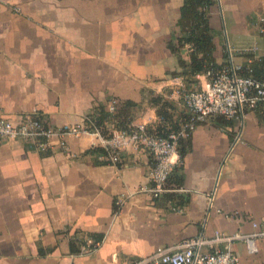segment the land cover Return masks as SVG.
Listing matches in <instances>:
<instances>
[{"label": "crops", "instance_id": "0c3cea01", "mask_svg": "<svg viewBox=\"0 0 264 264\" xmlns=\"http://www.w3.org/2000/svg\"><path fill=\"white\" fill-rule=\"evenodd\" d=\"M184 3L0 0V118L19 123L36 109L55 127L87 123L95 107L107 108L117 98L133 126L156 127L160 118L151 100L168 89L165 80L185 71L181 60H189V46L181 53L171 48L182 33ZM206 11L218 63L264 57L258 23L264 0H213ZM171 102L181 123L186 109ZM117 122L111 118L106 126L117 128ZM59 141L53 137L56 149L47 152L15 139L0 141V264H125L159 246L211 240L216 231L249 233L253 220L264 222L259 108L196 123L171 175L170 182L185 189L170 192L177 199L139 191L151 183L152 159L134 146L121 149L113 162L94 133L67 138L75 156ZM97 147L104 150L94 152ZM97 235L102 240L95 243ZM214 245L230 247L243 264H264V237L256 253L239 239Z\"/></svg>", "mask_w": 264, "mask_h": 264}, {"label": "built area", "instance_id": "2783aa9c", "mask_svg": "<svg viewBox=\"0 0 264 264\" xmlns=\"http://www.w3.org/2000/svg\"><path fill=\"white\" fill-rule=\"evenodd\" d=\"M260 32L264 35V15L258 17ZM250 63H228L216 73L207 72L196 74L195 83H187L183 75L172 76L165 80L167 90L162 91V96L168 100H178L185 107L189 118L180 123L177 131L167 135H158L151 131L146 123L131 125L128 129H108L104 133L101 128L87 123H77L55 127L42 120L35 109L31 115L19 123L9 119L0 118V141L15 139L24 143L34 144L42 152L54 151L56 147L52 138H60L58 147L75 156L67 143L69 136H80L85 133H94L108 151V156L113 162L120 160V150L134 146L136 149L149 154L152 162L150 168V185L141 187L140 192H149L155 197L164 193L184 192L183 186L170 182V176L176 165L182 163V158L175 160L179 153V141L191 135L198 121L206 120L213 115H224L227 118L244 115L246 109H257L261 104L264 107V83L256 80L252 75ZM201 76L205 79L201 80ZM119 101L112 98L107 110L114 113ZM155 128V127H154ZM125 197L120 196L116 204L121 206ZM253 231L245 233L237 231L231 234H220L207 240L200 237L184 239L173 246H159L153 254L141 259H129L125 264H243L240 256L230 247L220 248L214 242L242 240L246 243L250 253L258 251L257 240L264 237V222L252 221ZM90 240L89 242H91ZM211 244L214 250L205 251L203 246Z\"/></svg>", "mask_w": 264, "mask_h": 264}, {"label": "trees", "instance_id": "16d2710c", "mask_svg": "<svg viewBox=\"0 0 264 264\" xmlns=\"http://www.w3.org/2000/svg\"><path fill=\"white\" fill-rule=\"evenodd\" d=\"M212 2L213 0H185V3L181 8L180 17L182 33L178 37L177 44L172 43L171 48L173 51L181 53L185 47L189 46V60L186 62L182 59L181 65L185 67V71L180 73L176 72L173 76L183 75L190 82L196 83L197 80L194 78L196 74H205L207 72L216 73L228 65V62L222 64L218 63L214 57L215 44L209 24L208 13L206 11V7ZM250 68L251 72L245 69L243 73L246 75H252L256 80L264 83V57L253 58L250 62ZM151 102L157 108L160 118V121L155 128L150 127L151 131L158 135H167L171 131H177L180 128V123L174 117L173 103L162 95L154 96ZM258 108L264 111L263 104ZM218 117L224 119L227 118L224 115H218ZM111 118L118 119V129H128L132 125L128 116L122 113V107H120V105L117 106V110L114 113H110L103 105L95 107L87 124H93V126L99 127L104 133H107L108 129L106 124ZM188 118L189 114L186 113L183 121ZM182 140L183 139H180L179 141V154L181 158L183 156L180 150ZM103 150L102 147L93 149L94 152ZM176 184L181 186L178 183ZM169 195L172 198H181V196L175 193H169ZM94 237L95 243L102 240L101 235ZM83 241L86 243L85 239H83Z\"/></svg>", "mask_w": 264, "mask_h": 264}]
</instances>
